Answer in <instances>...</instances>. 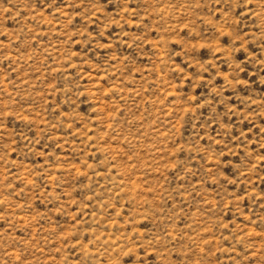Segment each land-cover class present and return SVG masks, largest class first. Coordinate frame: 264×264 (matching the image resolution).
<instances>
[{
    "label": "rangeland",
    "instance_id": "rangeland-1",
    "mask_svg": "<svg viewBox=\"0 0 264 264\" xmlns=\"http://www.w3.org/2000/svg\"><path fill=\"white\" fill-rule=\"evenodd\" d=\"M0 264H264V0H0Z\"/></svg>",
    "mask_w": 264,
    "mask_h": 264
}]
</instances>
